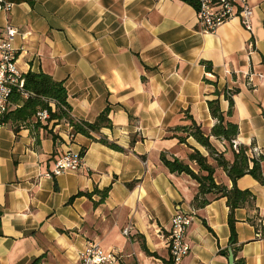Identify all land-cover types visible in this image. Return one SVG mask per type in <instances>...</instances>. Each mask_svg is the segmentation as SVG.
Instances as JSON below:
<instances>
[{
    "label": "crops",
    "instance_id": "crops-1",
    "mask_svg": "<svg viewBox=\"0 0 264 264\" xmlns=\"http://www.w3.org/2000/svg\"><path fill=\"white\" fill-rule=\"evenodd\" d=\"M5 1L12 6L0 13V26L20 32L13 41L19 72L63 82L76 122L92 123L109 109L111 127L93 137L123 152L77 133L70 139L64 120L17 130L3 123L0 264H79L91 241L116 251L119 264H171L166 239L178 211L191 218L190 251L180 264H228L220 254L229 249L226 199L207 196L209 204L194 209L196 182L169 173L160 156L198 172L188 155L206 152L192 138L179 143L177 128L194 121L209 135L215 120L207 101L225 90L236 91L228 118L238 126L236 143L264 151V0H248L251 31L235 17L212 34L199 32L196 9L183 0ZM219 106L228 111L223 95ZM211 143L233 162L229 144ZM82 149L78 171L42 178L63 154ZM210 163L215 183L230 189L226 173ZM235 185L253 197L233 214L238 258L264 264V183L244 175Z\"/></svg>",
    "mask_w": 264,
    "mask_h": 264
},
{
    "label": "trees",
    "instance_id": "trees-1",
    "mask_svg": "<svg viewBox=\"0 0 264 264\" xmlns=\"http://www.w3.org/2000/svg\"><path fill=\"white\" fill-rule=\"evenodd\" d=\"M185 3L196 7L195 0H183ZM206 71H211L209 64L205 65ZM24 90L30 94L26 99L18 94H14L11 103L16 106L13 110L7 112L1 119L2 123H10L17 130V125L24 124L35 127L39 122H34L33 117L38 111L47 110L49 113V121L58 123L62 120L67 122L73 128V133L81 134L90 140L97 141L108 148L123 152V149L115 143L107 141L105 138L100 137L94 139L93 135L99 134L102 128H110L111 121L109 119V109H105L100 113L97 118L92 122L79 121L76 122L71 117V108L67 102V92L64 83L55 81L53 78L42 72H27L23 74ZM206 83L209 81L205 80ZM227 90L222 93L214 91V98L207 101L208 110L212 119L215 120L214 126L211 128L210 134L206 135L202 132L200 126L191 121L190 125L177 128L184 134L177 137L179 143H185L186 138H192L200 147H202L206 156H203L198 150L192 149L188 155V161L192 162L198 169L195 173L188 164L173 158L167 159L164 155L160 156V162L168 170L169 173L185 174L188 175L197 184V193L192 200L194 209H202L210 202V198H225L228 207V229H229V248L234 255V264H244V261L238 258L240 246L237 244V236L235 232L234 211L250 203L253 199L249 191H241L236 187V180L244 175H250L259 183H264V174L261 170V162L264 161L263 157L255 160L249 154V149L243 146H237L233 150V162L229 163L225 160L223 152L218 151L211 143V139L223 142L225 145L231 146V141L235 140L238 134V126L228 118L232 114V96L236 91H230L231 96H227ZM223 95L224 99L228 102V111L224 114L220 110L219 98ZM53 104L52 107L50 104ZM56 139L54 136L52 137ZM85 149L80 151V155L84 156ZM214 162L217 168H221L232 182V187L217 185L214 181V167L210 162ZM108 194V189L100 192L101 199L103 200ZM82 193L76 194L70 199L81 196ZM207 196H210L208 199ZM222 256L227 257V250L220 251ZM39 260H34L31 264H38Z\"/></svg>",
    "mask_w": 264,
    "mask_h": 264
},
{
    "label": "built area",
    "instance_id": "built-area-1",
    "mask_svg": "<svg viewBox=\"0 0 264 264\" xmlns=\"http://www.w3.org/2000/svg\"><path fill=\"white\" fill-rule=\"evenodd\" d=\"M196 21L199 32L212 34L224 23L235 17H239L245 30L251 31L252 12L248 7V0H195ZM11 4L0 0V13H8ZM19 30L6 24L0 26V126L4 115L15 108L11 103L14 94L24 99L30 96L24 90L23 75L16 68V51L13 46L14 38L19 35ZM227 96H231L227 90ZM52 107L54 105L50 104ZM33 120L36 122L49 121L47 110L38 111ZM70 136L73 138V128L69 126ZM236 140V139H235ZM235 140L231 141V148L239 146ZM223 143V142H222ZM224 144V143H223ZM249 154L255 160L264 158V151L257 147L249 149ZM83 165V156L80 153L68 152L59 157L49 172L42 175L43 179L51 180L66 172H75ZM191 225V218L182 212H175L171 219L170 230L166 239L171 264H180L188 256L190 248L186 237ZM130 227L123 229L122 234L128 236ZM79 264H119V256L116 251H107L95 241L88 242L78 257Z\"/></svg>",
    "mask_w": 264,
    "mask_h": 264
},
{
    "label": "water",
    "instance_id": "water-1",
    "mask_svg": "<svg viewBox=\"0 0 264 264\" xmlns=\"http://www.w3.org/2000/svg\"><path fill=\"white\" fill-rule=\"evenodd\" d=\"M228 264H234V255L231 249H228V257H227Z\"/></svg>",
    "mask_w": 264,
    "mask_h": 264
}]
</instances>
